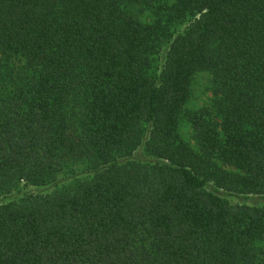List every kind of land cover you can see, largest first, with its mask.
Listing matches in <instances>:
<instances>
[{
    "label": "trees",
    "instance_id": "1",
    "mask_svg": "<svg viewBox=\"0 0 264 264\" xmlns=\"http://www.w3.org/2000/svg\"><path fill=\"white\" fill-rule=\"evenodd\" d=\"M0 196V264H264V0H0Z\"/></svg>",
    "mask_w": 264,
    "mask_h": 264
},
{
    "label": "rangeland",
    "instance_id": "2",
    "mask_svg": "<svg viewBox=\"0 0 264 264\" xmlns=\"http://www.w3.org/2000/svg\"><path fill=\"white\" fill-rule=\"evenodd\" d=\"M209 76L207 73H197L191 84V92L188 101L185 104L186 110H196L202 106H208L211 100V92L209 89ZM179 133L181 136L189 141L193 142L190 124L186 118H181L179 122ZM3 196H0V202L3 201ZM236 200V199H234ZM241 201V200H238ZM237 202V201H236ZM264 203V199L259 200Z\"/></svg>",
    "mask_w": 264,
    "mask_h": 264
}]
</instances>
